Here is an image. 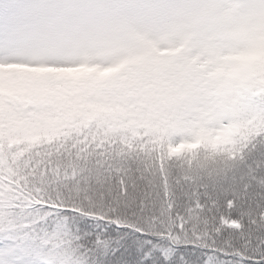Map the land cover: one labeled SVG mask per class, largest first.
Wrapping results in <instances>:
<instances>
[{
  "label": "snow or ice",
  "instance_id": "1",
  "mask_svg": "<svg viewBox=\"0 0 264 264\" xmlns=\"http://www.w3.org/2000/svg\"><path fill=\"white\" fill-rule=\"evenodd\" d=\"M0 264H264V0H0Z\"/></svg>",
  "mask_w": 264,
  "mask_h": 264
}]
</instances>
